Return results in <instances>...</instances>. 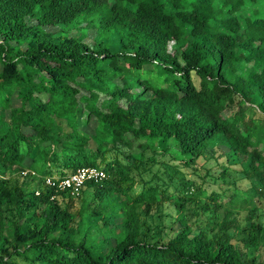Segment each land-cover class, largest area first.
<instances>
[{"label": "trees", "instance_id": "obj_1", "mask_svg": "<svg viewBox=\"0 0 264 264\" xmlns=\"http://www.w3.org/2000/svg\"><path fill=\"white\" fill-rule=\"evenodd\" d=\"M244 1L0 0V264H264L232 242L264 236V35H243L263 19L242 24ZM82 166L105 177L45 183ZM166 203L151 235L141 214Z\"/></svg>", "mask_w": 264, "mask_h": 264}, {"label": "rangeland", "instance_id": "obj_2", "mask_svg": "<svg viewBox=\"0 0 264 264\" xmlns=\"http://www.w3.org/2000/svg\"><path fill=\"white\" fill-rule=\"evenodd\" d=\"M235 14L239 19H241L242 24L245 21H247V24H248V21H252L254 19H263V21L258 20V22H256L255 25H250L249 28L245 24L244 28H246V29L243 32L244 36L252 35L254 37H258V36L264 35V0H245L243 5L241 6V8H239V10ZM92 36H93V33H89L87 40L91 41ZM96 37L97 36H95V38ZM101 37H102V39L105 38L103 36H101ZM118 39L119 38H118L117 33H114L113 35H111L109 37L108 42L110 44L111 51H118L120 49ZM254 117L257 118L258 116L254 115ZM63 125H64V127H66V121L65 120L63 122ZM136 144H137V142H134V144H133L134 151L137 150ZM153 145H154L153 150L156 152V155L159 156L158 157L159 159L162 160V158H165V159L171 158L168 153L162 152V148L164 147L165 144L162 143L160 140H155ZM222 147L224 148L225 146L223 145ZM170 152H172L171 149H170ZM201 165H202L201 173L206 178L208 175H210L209 173H211V174L215 173L216 174L220 170L219 165L216 164V161L213 158H210L204 164L201 162ZM234 167L238 168V166H234ZM152 170L153 171L154 170H156V171L160 170V173H162V174L164 172V170L158 169V166H152ZM233 174H236V172H234ZM191 176L196 178L198 181H201V179L198 176H196L195 174H192ZM219 181L220 180H218V182ZM140 189H141V186L139 184H136L134 186L133 192H138ZM75 203H76V206L79 205V198L75 199ZM262 211H263V209L260 208L259 213H261ZM170 213L172 216L173 211L170 209V206L168 205V203L160 204L157 208L154 207V209L152 210L150 215L145 216V215L141 214V220L142 221L145 220L146 223H148L151 235H155V233L157 232L156 224L158 226H161L163 224L164 225L167 224L168 220L170 218V216H169ZM99 220H100L99 218H94V217L90 218V221L92 224L98 223ZM255 220H257V219H255ZM263 220H264V218L260 219V221H263ZM100 224H101V222H100ZM232 242L235 243L239 247L240 251L242 253H244L248 259L252 258L253 256H256V257H258L259 260H264V236H261L260 246L258 247V249L243 247L242 242L238 238L233 239Z\"/></svg>", "mask_w": 264, "mask_h": 264}, {"label": "built area", "instance_id": "obj_3", "mask_svg": "<svg viewBox=\"0 0 264 264\" xmlns=\"http://www.w3.org/2000/svg\"><path fill=\"white\" fill-rule=\"evenodd\" d=\"M28 171H23L26 174ZM32 174L34 172L31 171ZM105 177V172L97 166H82L64 177L46 176L45 183L57 191H68L71 196H77L87 181L98 182ZM38 194V192H36Z\"/></svg>", "mask_w": 264, "mask_h": 264}]
</instances>
